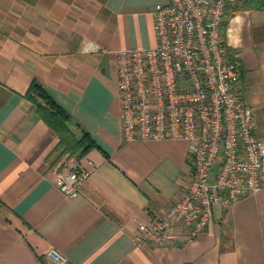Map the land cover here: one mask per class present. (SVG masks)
Listing matches in <instances>:
<instances>
[{
    "label": "crops",
    "instance_id": "obj_1",
    "mask_svg": "<svg viewBox=\"0 0 264 264\" xmlns=\"http://www.w3.org/2000/svg\"><path fill=\"white\" fill-rule=\"evenodd\" d=\"M167 0H0V264H264V189L216 205L194 239L139 245L134 235L175 202L191 158L182 139L122 137L116 51L155 45L154 7ZM237 90L264 142V7L228 22ZM41 82L93 146L78 195L55 185L60 138L25 97Z\"/></svg>",
    "mask_w": 264,
    "mask_h": 264
},
{
    "label": "built area",
    "instance_id": "obj_2",
    "mask_svg": "<svg viewBox=\"0 0 264 264\" xmlns=\"http://www.w3.org/2000/svg\"><path fill=\"white\" fill-rule=\"evenodd\" d=\"M234 0H167L154 7L156 43L116 51L122 137L126 141L182 139L191 171L179 198L134 235L139 245H161L180 233L194 239L216 205L264 189V142L252 107L237 90L240 61L222 33ZM82 159L65 151L55 185L67 197L90 178ZM54 264L68 259L50 249Z\"/></svg>",
    "mask_w": 264,
    "mask_h": 264
},
{
    "label": "trees",
    "instance_id": "obj_3",
    "mask_svg": "<svg viewBox=\"0 0 264 264\" xmlns=\"http://www.w3.org/2000/svg\"><path fill=\"white\" fill-rule=\"evenodd\" d=\"M263 7L264 0H234L228 3L222 26L223 34H225V29L229 20L235 14L239 13L240 11L253 10ZM25 97L34 103L36 111L40 117H42L46 123L57 132L60 138L57 148L63 147L64 152L70 151L78 158H81L87 152V150L93 146L94 142L86 130L82 131L83 133L80 137L76 136L74 131L69 126V122L72 120V115L37 79H33L31 81L25 93Z\"/></svg>",
    "mask_w": 264,
    "mask_h": 264
},
{
    "label": "rangeland",
    "instance_id": "obj_4",
    "mask_svg": "<svg viewBox=\"0 0 264 264\" xmlns=\"http://www.w3.org/2000/svg\"><path fill=\"white\" fill-rule=\"evenodd\" d=\"M223 33V32H222ZM224 35V34H223ZM62 158V157H61Z\"/></svg>",
    "mask_w": 264,
    "mask_h": 264
}]
</instances>
